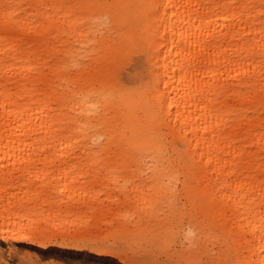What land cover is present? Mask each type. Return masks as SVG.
<instances>
[{"label": "bare ground", "instance_id": "bare-ground-1", "mask_svg": "<svg viewBox=\"0 0 264 264\" xmlns=\"http://www.w3.org/2000/svg\"><path fill=\"white\" fill-rule=\"evenodd\" d=\"M10 1L1 0L0 9ZM98 4L109 7H92ZM148 8L129 0L36 1L42 33L28 29L41 40L51 34L61 41L44 55L25 49L16 38L5 47L0 34V160L37 164L76 150H105L94 145L100 138L107 145L113 140L105 119L115 94L98 86L71 102L70 66L62 56L71 57V49L105 56L112 47L113 56L120 57L121 40L116 46L109 43L113 29L125 24L127 34L141 36L147 25L139 19ZM95 12L103 16L93 17ZM149 13L153 39L141 38L153 43L154 52L152 103L143 110L150 131L142 134L139 124L132 125L134 133L142 134L141 151L155 157V164L163 159L171 171L197 174V218H231L237 264H264V120L258 114L259 108L264 113V0H154ZM93 19L99 27L92 26ZM0 23L3 28L29 27L28 17L10 8L0 11ZM54 81L62 93L54 90ZM156 108L165 117L169 146L153 131ZM92 128L93 137L88 136ZM73 130L82 138H74ZM0 240L40 249L68 246L39 232H0ZM71 247L85 248L79 243Z\"/></svg>", "mask_w": 264, "mask_h": 264}, {"label": "rangeland", "instance_id": "rangeland-1", "mask_svg": "<svg viewBox=\"0 0 264 264\" xmlns=\"http://www.w3.org/2000/svg\"><path fill=\"white\" fill-rule=\"evenodd\" d=\"M36 1L39 0H11L0 9H15L29 20V27L20 29L3 28L5 23H0V34L6 39L3 42L5 47L13 45L11 38L40 55L59 46L61 41L51 34L45 40L36 35L42 33L38 28L42 17L35 15L34 10ZM129 1L136 6L144 4L149 7L139 19L140 22L145 20L146 32H139L144 37L148 35L145 39L152 40L148 27L154 23L149 13L154 9V0ZM101 15V12L92 14L96 18ZM130 18L137 26L136 15L132 14ZM94 20H91L92 26L99 27ZM32 27L36 28V34L28 29ZM118 33L122 36L119 37ZM141 36L127 34L124 24L113 29L109 42L116 46L121 40L123 52L120 57L113 56L112 47L108 48L107 54L105 51V56L95 50L82 53L73 49L71 57L62 56L70 66L71 102L89 91L95 93L98 86L115 94L105 119L113 140L107 145L100 138L94 145L95 149L99 144L105 146V150L94 154L76 150L70 156L37 164L22 165L16 160H0V232L5 236L39 232L56 243L61 237L59 243L68 245L63 247L73 248L71 243L75 240H71V236L93 235L91 230L95 228L101 241L117 244L114 253L118 260L95 259L55 248L40 249L35 245L0 240V264L6 261L8 264H22L26 259L43 260L45 264L239 263V247L232 234L234 224L231 225V218H197L200 215L198 175L171 171L164 161H159L163 159L157 158L155 164V157L141 151V136L150 131L144 125L147 119L143 110L152 103L154 55L153 43ZM63 39L69 40L65 35ZM32 40L36 43L31 44ZM71 45L77 48L72 38ZM65 51L66 44L60 53ZM44 72L48 73L47 67ZM55 81L54 90L62 93ZM258 114L264 120L260 108ZM156 115L157 126L153 131L158 137L160 134L169 146L165 117L158 108ZM72 116L75 115L71 113ZM136 123L142 134L134 133L132 125ZM88 134L95 136V129ZM72 136L82 138L78 130H73ZM179 144L186 149L182 142ZM172 164L177 166L176 162Z\"/></svg>", "mask_w": 264, "mask_h": 264}, {"label": "crops", "instance_id": "crops-1", "mask_svg": "<svg viewBox=\"0 0 264 264\" xmlns=\"http://www.w3.org/2000/svg\"><path fill=\"white\" fill-rule=\"evenodd\" d=\"M92 234H85V235H76V236H71V240H75L74 242H78L83 238H89L91 240H96V241H101L99 239V236L97 234H99L98 230H96L95 228L91 230ZM61 238V237H60ZM58 238L56 239L57 242L59 243L61 241V239ZM102 242H106V246L105 247H87L85 249H75V248H67V247H60L57 245H52V246H48L50 248H55L64 252H70V253H74V254H79V255H84V256H90L92 258L95 259H102V260H111V259H117L118 257L116 256V254L114 253L115 251V246L117 245L115 242H111V241H102ZM95 250H101V251H105L106 253L104 254H98L95 253Z\"/></svg>", "mask_w": 264, "mask_h": 264}, {"label": "snow or ice", "instance_id": "snow-or-ice-1", "mask_svg": "<svg viewBox=\"0 0 264 264\" xmlns=\"http://www.w3.org/2000/svg\"><path fill=\"white\" fill-rule=\"evenodd\" d=\"M92 7H96V8H106L109 7V5H105V4H98V5H92ZM91 95V94H89ZM85 100H87V97H84ZM74 243H79V245L87 248L89 246L95 248L97 246L99 247H105L106 246V242H102V241H96V240H91L89 238H83L78 242H74ZM4 264H8V262H4ZM22 264H45V261L43 260H36V259H26L25 261L22 262Z\"/></svg>", "mask_w": 264, "mask_h": 264}]
</instances>
